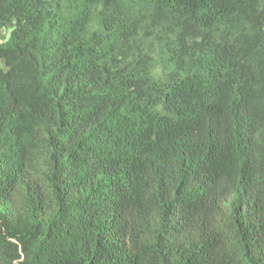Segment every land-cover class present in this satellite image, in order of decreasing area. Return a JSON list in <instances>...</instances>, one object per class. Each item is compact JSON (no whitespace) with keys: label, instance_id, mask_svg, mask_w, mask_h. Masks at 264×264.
<instances>
[{"label":"trees","instance_id":"1","mask_svg":"<svg viewBox=\"0 0 264 264\" xmlns=\"http://www.w3.org/2000/svg\"><path fill=\"white\" fill-rule=\"evenodd\" d=\"M10 25L0 264H264V0H0Z\"/></svg>","mask_w":264,"mask_h":264},{"label":"rangeland","instance_id":"2","mask_svg":"<svg viewBox=\"0 0 264 264\" xmlns=\"http://www.w3.org/2000/svg\"><path fill=\"white\" fill-rule=\"evenodd\" d=\"M13 28V25H10L8 27H6L5 29L1 30L0 31V44L5 42L8 37H9V34L11 32ZM0 68H4L3 64L0 63ZM154 75L157 79H159L160 77H162V69L160 66H157L154 70Z\"/></svg>","mask_w":264,"mask_h":264},{"label":"crops","instance_id":"3","mask_svg":"<svg viewBox=\"0 0 264 264\" xmlns=\"http://www.w3.org/2000/svg\"><path fill=\"white\" fill-rule=\"evenodd\" d=\"M1 63V62H0Z\"/></svg>","mask_w":264,"mask_h":264}]
</instances>
